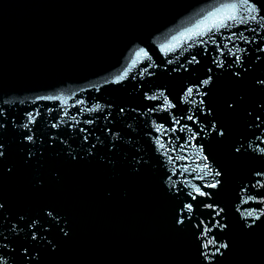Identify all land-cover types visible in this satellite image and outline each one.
Here are the masks:
<instances>
[{"label":"water","instance_id":"95a60500","mask_svg":"<svg viewBox=\"0 0 264 264\" xmlns=\"http://www.w3.org/2000/svg\"><path fill=\"white\" fill-rule=\"evenodd\" d=\"M0 153V264H264V0H0Z\"/></svg>","mask_w":264,"mask_h":264},{"label":"snow or ice","instance_id":"6c2138e0","mask_svg":"<svg viewBox=\"0 0 264 264\" xmlns=\"http://www.w3.org/2000/svg\"><path fill=\"white\" fill-rule=\"evenodd\" d=\"M228 19L234 20L235 16H230V17H228ZM205 83H207V81H205ZM0 155H2V153H0ZM217 175H219V173H217ZM212 186L215 187V184H213ZM201 194H203V193H201Z\"/></svg>","mask_w":264,"mask_h":264}]
</instances>
